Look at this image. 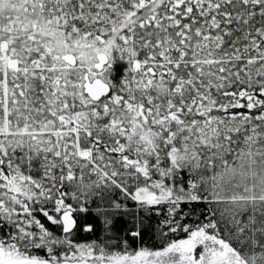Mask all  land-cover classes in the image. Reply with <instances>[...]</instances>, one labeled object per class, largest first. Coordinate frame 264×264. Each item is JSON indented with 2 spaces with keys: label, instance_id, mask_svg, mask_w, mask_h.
<instances>
[{
  "label": "snow or ice",
  "instance_id": "obj_1",
  "mask_svg": "<svg viewBox=\"0 0 264 264\" xmlns=\"http://www.w3.org/2000/svg\"><path fill=\"white\" fill-rule=\"evenodd\" d=\"M0 264H264V0H0Z\"/></svg>",
  "mask_w": 264,
  "mask_h": 264
}]
</instances>
